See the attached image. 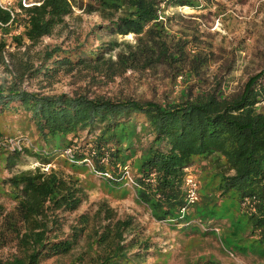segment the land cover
Masks as SVG:
<instances>
[{"label":"trees","instance_id":"trees-1","mask_svg":"<svg viewBox=\"0 0 264 264\" xmlns=\"http://www.w3.org/2000/svg\"><path fill=\"white\" fill-rule=\"evenodd\" d=\"M89 6L88 11H99L107 20L90 33L98 28L110 36L132 33L134 40L113 37L91 48L85 41L73 48L49 43L31 52L71 14V1L24 5L18 0L16 8L0 2V65L8 73L0 82V117L16 113L19 122L34 126L36 138L30 147L22 141L21 152L45 164L53 151L70 148L74 160L92 159L95 171H109L113 186L123 182V167L130 164L135 170L136 196L157 221L185 222L190 232L202 235L215 236L217 228L225 248L253 256V264H264V112L257 105L264 100V67L249 76L237 94L225 95L218 85L208 91L199 87L192 91L189 85L162 102L78 91L46 94L24 88L27 80L39 75L50 78L66 64H83L106 79L130 69L164 65L173 80L178 76L192 80L208 62L207 56L190 46V40L172 34L165 23L167 8H197L199 0H94ZM20 23L23 30L11 35L16 47L10 51L6 36ZM189 58L191 63L184 68ZM5 134L0 128V140L22 138ZM21 152L0 146V160L13 165ZM189 170L200 175L201 183L198 201L192 205L185 199ZM5 182L15 206L5 211L0 205V233L3 229L13 233L16 252L0 256V264H41L56 255H70L89 216L80 215V225L62 237L57 234L62 226L59 215L77 209L85 200L80 180L37 166ZM229 197L235 199L241 217L228 220L219 211L223 198ZM246 198L250 202L244 204ZM102 211L104 217H112L103 204L97 213ZM125 224L120 219L103 224L94 236L86 234L90 240L85 249L73 254L68 263L56 259L53 264H139V250L131 252L134 243L125 242ZM143 246L149 247L147 241L136 244ZM195 264L221 263L207 259Z\"/></svg>","mask_w":264,"mask_h":264},{"label":"rangeland","instance_id":"rangeland-1","mask_svg":"<svg viewBox=\"0 0 264 264\" xmlns=\"http://www.w3.org/2000/svg\"><path fill=\"white\" fill-rule=\"evenodd\" d=\"M37 1L39 0H22V3L28 5ZM70 1L71 14L65 16L64 22L56 26L49 36L43 37L39 44L33 46L31 52L49 43L73 48L85 41L86 45L89 43L87 47L91 48L113 37L118 41L134 40L132 33L126 36H110L105 31L98 32L100 28L95 34L90 33L96 28L97 23L102 26L107 20L99 11H88L89 4L94 0ZM0 2L16 8L18 0ZM165 14L169 16L165 23L172 34L178 33L183 39L190 40V46L208 58L207 64L198 70V75L195 74L192 80H183L181 76L173 80L170 68L164 65L146 70L130 69L114 76L113 79H106L96 75L91 67L75 63L71 66L67 64L60 66L59 71L50 78L39 75L33 80H27L24 88L46 94L62 92L72 94L78 91L89 95L101 94L112 99L134 98L162 102L167 98L176 97L181 89L188 90L189 85L193 88L192 91L196 89L195 87L208 91L214 85H218L225 95L237 94L242 90L247 78L264 67V0H199L197 8L171 7L167 8ZM22 30L23 26L20 23L6 36L10 51H15L16 47L11 41V35ZM23 41L25 44L28 43L26 39ZM23 48L24 45L19 49ZM115 51L116 49L111 52L112 56ZM185 63L184 68H188L190 58ZM3 76H8V73L3 65H0V82ZM0 128L5 131L4 136L13 133L22 136L21 148H16L20 152L23 148L22 141H25V147H30L36 139L32 132L34 126L19 122L16 113H7L0 117ZM8 139L0 140V143H7L6 145L1 143L0 146H6L7 150L12 151L14 145ZM63 151L64 149L50 153L51 159L45 164L24 152L18 155V160L13 165L0 160V205L5 211L15 206L8 184L5 182L7 177L23 169L32 170L37 166L46 171L54 169L62 175L70 174L77 177L86 191V198L77 209L60 213L62 226L57 233L59 236L65 237L71 232L72 226L80 225L79 216L87 214L89 222L84 231L85 235L89 233L94 236L95 231L103 230V224H114L118 219L127 222L124 225L125 242L134 243L131 252L139 250V264H195L203 263L207 259H213L221 264H253V256L243 257L225 248L220 239L221 231L217 228L214 230L215 236L202 235L190 232L185 228V222L157 221L149 208L136 196L133 181L135 170L130 164L123 167V176L120 180L123 182L113 186L108 181L111 178L94 170L92 159L71 162ZM108 173L111 175L109 171ZM189 173L197 184L200 183L198 173L196 174L194 170H189ZM102 204L111 209L110 219L104 217V211L97 213ZM219 207V211L228 220L230 217L242 215L233 198H223ZM84 234L70 255H56L42 261L41 264H53L56 259L68 263L72 255L85 249L86 241L90 240L89 236ZM139 241H147L149 247H136ZM14 252L15 237L10 231L3 229L2 235L0 233V256L6 258Z\"/></svg>","mask_w":264,"mask_h":264},{"label":"built area","instance_id":"built-area-1","mask_svg":"<svg viewBox=\"0 0 264 264\" xmlns=\"http://www.w3.org/2000/svg\"><path fill=\"white\" fill-rule=\"evenodd\" d=\"M257 105H260L262 107L263 112H264V100L258 101ZM20 140L21 139H17V138H9L8 139V141L12 145H14V147H13L14 149H16V148L20 149L21 148V145H20L21 141ZM6 144L7 143H4L3 145H6ZM64 153H65V156H67L68 160H70L71 162H77L76 160H74V158L71 154L70 148H68V150H66ZM85 160H89V159L85 158L84 161ZM102 174L106 175V177L112 178V176L108 172H103ZM184 184H185V188H186L185 199L187 200L188 205H192L198 201V184H197L195 178L191 174H187L185 176ZM249 202H250V199L246 198V200L244 201V204L249 203ZM182 210H183V208H182Z\"/></svg>","mask_w":264,"mask_h":264}]
</instances>
